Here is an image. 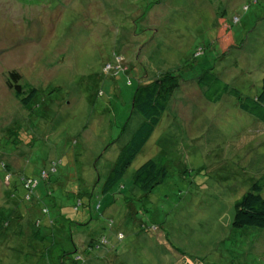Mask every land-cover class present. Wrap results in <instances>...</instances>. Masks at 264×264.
Wrapping results in <instances>:
<instances>
[{"label": "rangeland", "instance_id": "obj_1", "mask_svg": "<svg viewBox=\"0 0 264 264\" xmlns=\"http://www.w3.org/2000/svg\"><path fill=\"white\" fill-rule=\"evenodd\" d=\"M10 71L37 89L32 114L7 88ZM206 71L228 86L218 100L220 85L208 97L197 82ZM163 73L178 87L119 186L103 194L143 120L131 106L138 79ZM263 75L264 0H0V137L20 124L16 145L0 146L10 171L0 170V211L8 190L26 217L0 228V264H70L76 254L74 264H264V227L231 228L234 201L264 173V123L238 107ZM147 159L167 174L145 194L132 174ZM51 162L55 173L25 200L18 175Z\"/></svg>", "mask_w": 264, "mask_h": 264}, {"label": "trees", "instance_id": "obj_2", "mask_svg": "<svg viewBox=\"0 0 264 264\" xmlns=\"http://www.w3.org/2000/svg\"><path fill=\"white\" fill-rule=\"evenodd\" d=\"M234 20H237V17H235ZM218 36L221 40H223V45L221 44V46L223 48H226L231 41L229 28L226 25L220 27ZM121 55V53L117 52L112 53V56L116 57V64L118 62L117 58ZM124 65L125 70H123L124 72H127L129 70L130 64L128 65L124 63ZM108 69L106 68V70ZM203 78L204 81L202 80ZM138 80V85L136 86L132 96L131 106L134 111L141 115L143 120L135 129L134 133L130 137V140L122 147L120 154L114 161L109 174L106 176V179L102 184L101 192L103 194H106L112 191L115 187L119 186L126 168L131 164L135 156L139 153L143 145L147 142V140L153 133L155 127L159 124L161 116L166 110L171 96L178 87V80L176 76L172 75L171 73L160 74L149 83L139 84L141 79ZM19 82V73H17L16 71L8 72L5 80L7 88L11 90L14 99H16L22 107L30 112V106L34 104L31 102L37 93V89H35V87H31L26 82L22 84H20ZM197 82L200 86L208 87L206 92L208 97L210 96L209 88H212L215 85H220L218 89L213 91L214 93L212 96L216 100L220 98L221 92H225L228 88L227 84H221L219 78L209 71L203 72L202 76L197 80ZM231 92H233L236 96L239 95V92H237L235 89H233V91ZM238 107L242 111L247 112L251 116L264 123V75L262 76L260 90L257 92V94L253 97L239 98ZM30 113L32 114V112ZM19 131L20 124L16 123L13 124L7 130V132L3 133V137H0V146H2L3 151H6L9 146L13 147L16 145V143L19 141ZM51 164L52 170L48 169L49 165L47 163L46 166H43L38 170L36 176L18 175L19 181L22 185V188L24 189L23 198L25 200H30L32 198L33 190L38 185L39 181L43 180L44 182L48 179L49 175L55 173V162H51ZM0 170L2 172V177L5 176L8 179V176L10 175L8 165L1 164ZM166 174L167 172L164 166H159L154 160L147 159L134 170L132 174V185L147 194L151 192L155 186L163 182ZM263 187L264 173L259 179H257L250 185V188L247 191L242 193L234 201V216L231 223L232 229H240L244 227H264V197L261 195ZM46 194H48V192ZM3 195L5 197V202L9 205L8 207H4V210L2 209V211H0V228L7 227L9 223H14L15 221L16 225H21L22 221L26 217H24V215L22 214V210L19 211L17 207L18 202H14L13 197L11 199V195H9L8 190H5ZM79 206L80 201L79 199H76L72 209L76 211ZM24 211L28 212L26 210ZM40 213L47 216L48 218L46 207H41ZM4 217H6V220L2 224ZM32 222L34 228H37L39 226V218H35ZM50 224L51 221L49 220L47 226H49ZM19 229L22 228L19 226ZM119 236L122 235L119 234ZM19 238L21 240V237ZM106 243L107 240L105 237H102L98 240L90 239V241L87 243L86 250L87 252H89V254H91L93 252V249H99ZM66 254L67 252L64 253V255ZM80 258L81 256L76 254L71 259L70 264H74Z\"/></svg>", "mask_w": 264, "mask_h": 264}, {"label": "built area", "instance_id": "obj_3", "mask_svg": "<svg viewBox=\"0 0 264 264\" xmlns=\"http://www.w3.org/2000/svg\"><path fill=\"white\" fill-rule=\"evenodd\" d=\"M108 65H106V67H107ZM43 175H44V173H43ZM32 184H33V182H32Z\"/></svg>", "mask_w": 264, "mask_h": 264}]
</instances>
